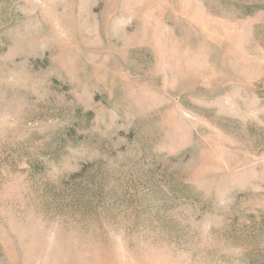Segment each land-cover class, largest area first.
<instances>
[{"label":"rangeland","instance_id":"rangeland-1","mask_svg":"<svg viewBox=\"0 0 264 264\" xmlns=\"http://www.w3.org/2000/svg\"><path fill=\"white\" fill-rule=\"evenodd\" d=\"M0 264H264V0H0Z\"/></svg>","mask_w":264,"mask_h":264}]
</instances>
